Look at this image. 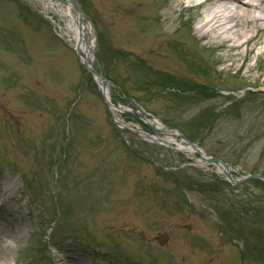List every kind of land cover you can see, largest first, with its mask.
Segmentation results:
<instances>
[{"label": "rangeland", "instance_id": "1", "mask_svg": "<svg viewBox=\"0 0 264 264\" xmlns=\"http://www.w3.org/2000/svg\"><path fill=\"white\" fill-rule=\"evenodd\" d=\"M41 1L0 0V236L10 261L264 264V182L231 185L180 151V137L149 139L168 136L131 113L177 129L235 179L264 177V42L244 61L245 48L200 39L178 0H120L142 2L132 13L119 0H74L110 101L127 109L115 119Z\"/></svg>", "mask_w": 264, "mask_h": 264}, {"label": "bare ground", "instance_id": "2", "mask_svg": "<svg viewBox=\"0 0 264 264\" xmlns=\"http://www.w3.org/2000/svg\"><path fill=\"white\" fill-rule=\"evenodd\" d=\"M41 2L50 11H53L60 21L64 22V26L58 28L72 43L73 48L80 56V60L90 64L92 61L91 54L94 50L93 30L80 8L77 9L71 3H66L63 0H42ZM107 2L112 6L115 0H107ZM119 3L117 6L122 8L123 12L132 13L137 10L135 6L142 2H136V4L131 1L128 3V7H124L120 0ZM178 4L181 6L180 13L191 12L193 14L194 32L198 33L200 39H220L223 43H229L230 50L236 52L235 55L239 56L241 55L239 50L245 48L244 61H248L255 49L264 42L263 39L258 38L259 33H264V0H178ZM252 30H254L253 33L255 34H251ZM98 84L104 89L105 95L109 97V84L101 81H98ZM109 109L115 119L117 114L127 111L124 107L118 108L115 105H110ZM131 113L139 118V114L143 113V111L133 109ZM139 120L157 133L163 131L158 121L147 117L139 118ZM162 133L168 137L161 139V141L168 145L173 143V138L177 136L172 131H163ZM151 140H156V137H151ZM157 140L159 141L160 139L157 138ZM178 148L188 157L200 156L203 153L189 146L179 145ZM216 169L220 174H223L224 171L228 173L226 168L221 165L216 166ZM2 207L3 202L0 199V209ZM9 236L13 241L17 238L14 237L15 234L10 233ZM10 252L9 244L0 236V264H15L10 261ZM58 264L83 263L63 261Z\"/></svg>", "mask_w": 264, "mask_h": 264}, {"label": "water", "instance_id": "3", "mask_svg": "<svg viewBox=\"0 0 264 264\" xmlns=\"http://www.w3.org/2000/svg\"><path fill=\"white\" fill-rule=\"evenodd\" d=\"M63 1H65L66 3H71V5H72L73 7H75V8H77V9L79 8L78 5H77V3H76L74 0H63ZM75 52H76V50H75ZM76 54H77L78 58L80 59V56L78 55L77 52H76ZM80 63H81V65H82V66L88 71V73L92 76V78L95 80V82L97 83V85H98V81H101V82H103V83L108 84V82L105 80V78H104V77H103L98 71H96V69H95L94 64H93L92 61H91V63L89 64V63H87V62H85V61H81V60H80ZM98 89H99V92H100V94H101V97H102L104 103L106 104V106H107V108H108V111L111 113V111H110V109H109V106L111 105V103H110V101H109V98H107V97L105 96V91H104V89L101 88L99 85H98ZM118 108H121V107H118ZM140 115H143L142 113L139 114V117H140V118H142V117H143V118H146L145 115H143V116H140ZM161 128H162L163 131H172V132L177 133V134L181 137L182 141H184L189 147H191V148H193V149H196V150H200V149L198 148V146H197L195 143H193L192 141H190L185 135H183L182 133H180L177 129H174V128H171V127H166V126H161ZM153 130H154V129H153ZM154 131H155V130H154ZM163 131H161V133H162ZM159 132H160V131H159ZM161 142H162V141H161ZM200 151H201V150H200ZM200 154H201V153H200ZM200 160L203 161V162H208V163L215 164V165H217V166H218V165H221V166L225 167L226 170H227L228 173H229V170H228L226 164H225L223 161H221V160H219V159H216V158L210 156L208 153H205V152H204V154L202 153V154L200 155ZM228 173H225V171H224L223 174H222V176H223V178H224L228 183H230V184H232V185H241V184H243V183H245V182H247V181H249V180H253V179H259V180H261V181L264 182V177L261 176V175H248V176H246V177H243L242 179H235V178L232 177V175H231L230 173H229V174H228Z\"/></svg>", "mask_w": 264, "mask_h": 264}]
</instances>
